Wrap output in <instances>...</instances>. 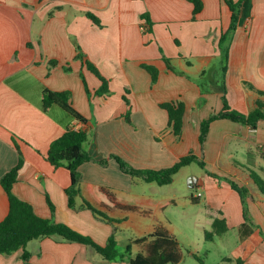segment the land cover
Masks as SVG:
<instances>
[{"label": "crops", "instance_id": "0c3cea01", "mask_svg": "<svg viewBox=\"0 0 264 264\" xmlns=\"http://www.w3.org/2000/svg\"><path fill=\"white\" fill-rule=\"evenodd\" d=\"M200 1L202 7L193 15L187 0H0V179L21 156L12 193L37 216L63 223L100 246L114 233L123 252L132 240L162 229L181 249L167 217L173 212L180 224L203 235L212 231L216 219L226 226L200 250L186 251L178 264H264V195L250 177L254 172L264 180V121L251 128L214 120L202 147L198 141L201 120L222 108L217 44L230 22L223 0ZM145 14L148 21L142 18ZM77 46L106 80L107 95H97L102 83L76 58ZM144 66L155 68L154 81ZM224 82L231 109L249 114L260 102L264 110V0L242 5ZM44 89L68 91L71 106L86 122L57 105L43 112ZM164 103L182 106L179 135L168 123ZM67 128L86 132L84 152L108 159L105 167L92 161L78 167L81 197L75 200L76 209L67 204L68 171L45 159L50 143ZM191 153L217 177L200 169L190 177L196 181L187 192L169 196L161 193L162 186L124 174L111 158L118 156L135 169L159 170ZM189 165L169 185L180 182ZM222 178L247 190L246 221L238 193ZM199 191L201 197L195 198ZM82 200L113 223L80 208ZM187 205L189 214L182 211ZM8 209L0 185V221ZM25 249L32 264H129L141 246L132 245L130 257L116 262L57 237L32 240ZM21 255V249L0 255V264H23Z\"/></svg>", "mask_w": 264, "mask_h": 264}, {"label": "trees", "instance_id": "16d2710c", "mask_svg": "<svg viewBox=\"0 0 264 264\" xmlns=\"http://www.w3.org/2000/svg\"><path fill=\"white\" fill-rule=\"evenodd\" d=\"M193 5L192 14H197L202 5L200 0H187ZM230 11V22L228 28L221 34L217 48L219 50L220 58V80L217 82L218 92L221 94L222 108L219 112L209 115L206 119L201 120L199 124V136L198 141L200 146H203L205 141L209 125L214 120L227 119L232 122L245 124L251 128H255L257 123L264 121V110L260 102H257V108L249 114H242L238 111L231 109L225 98V74L227 70L228 61V50L231 41V37L236 30L237 23L239 20V14L242 5L245 0H223ZM95 24L99 25L98 20L91 14H86ZM143 19L148 21V15L142 16ZM162 54V51H161ZM77 59L83 60L86 68L91 71L101 81L102 85L97 90V95H107V82L102 78L95 67L85 59L84 55L80 52V48L77 46ZM162 60L166 64L167 68H171L170 61L162 55ZM51 61L50 64H54ZM144 68L151 75L152 80L156 78L157 71L152 66H144ZM69 71L68 68H66ZM84 86L86 83L84 77L81 75ZM88 94V89L86 87ZM70 93L68 91L54 92L48 89L42 91L41 110H46L52 106L57 105L62 110L67 112L76 120L85 123L86 120L71 106L70 104ZM176 105V104H175ZM161 107L167 111L168 123L172 126L173 132L176 135L180 133L181 117H182V106L178 104L174 106V103H164ZM87 140V134L85 131L80 129L67 128L65 132L57 139L53 140L48 148L46 154V161L53 167H64L70 177V185L65 189L67 196V204L71 209H76L75 200L81 197L79 183L80 174L78 167L85 162H96L101 166L105 167L108 164V159H96L93 156L83 151V144ZM112 159L118 164L120 170L132 178L140 179L145 183H155L158 186L169 185L173 176L182 168L191 163H195L204 173L209 177H217L215 174L208 172L205 169V163L199 160L192 153L181 157L172 166L159 169V170H140L130 166L127 162L118 156H111ZM23 160L21 156L18 158L17 164L11 168L1 179L0 185L5 191L9 209L5 218L0 221V255H11L17 250H22L21 260L23 264L30 263V253L25 249L28 242L41 238H60L65 242H75L87 247H90L96 254H98L103 261L116 262L122 260L125 256H130L131 246H141V251L134 257L130 258L129 264H178L183 259L179 243L176 238L165 230L157 229L152 233L145 235L140 238H136L129 242L123 252L118 248L117 240L115 239L114 233L111 234L105 245L100 246L96 244L91 238L84 236L63 223L54 222L52 219L41 218L37 216L33 210V207L17 198L12 193L13 184L17 181L18 172L21 169ZM250 177L259 188L260 192L264 195V180H262L256 173L250 172ZM226 181L230 188L236 191L241 199L243 205V216L246 221V212L244 209L245 198L247 190L244 187L239 186L234 181L222 178ZM193 202L197 203V199L191 198ZM47 205L50 209L51 214L54 212V206L46 198ZM80 208L89 210L96 218L113 223V220L108 218L104 213L94 208L91 204L82 200ZM128 210H136V208H127ZM115 222V221H114ZM244 229V224L242 226ZM226 231V226L222 220H214L212 224V231H204L205 240H212L214 235H220Z\"/></svg>", "mask_w": 264, "mask_h": 264}, {"label": "rangeland", "instance_id": "374dc122", "mask_svg": "<svg viewBox=\"0 0 264 264\" xmlns=\"http://www.w3.org/2000/svg\"><path fill=\"white\" fill-rule=\"evenodd\" d=\"M200 168L195 164V163H191L186 171V173L184 175H182V177L180 178V182L179 181H175V183L173 185H166V186H162L161 189V193L163 195L169 196V195H173L174 193L176 195H181L185 192H187L188 190L186 189V187L188 186V180L190 179V177L192 175H195V173H200ZM154 186H158V185H154ZM182 207V206H181ZM180 207V208H181ZM190 207L189 205H187V207H183L182 211L186 212L187 214L190 213V211H188L186 208ZM197 207H193L192 210H197ZM168 220L171 222V226H174L176 228L175 230V235H177V239L180 242V246H181V252L182 255L186 254L188 250L190 249H201L203 246H206V241L203 235V231L200 229H195L194 227L192 228L189 225L184 224H180L179 221L177 220V216L175 213H168L167 214ZM180 228H186V230L181 231ZM116 239V237H115ZM117 240V239H116ZM122 243L118 244V248L119 250L122 252V247H121ZM131 254V251H130ZM127 258H129L130 256H125ZM189 262H194V261H189Z\"/></svg>", "mask_w": 264, "mask_h": 264}, {"label": "water", "instance_id": "95a60500", "mask_svg": "<svg viewBox=\"0 0 264 264\" xmlns=\"http://www.w3.org/2000/svg\"><path fill=\"white\" fill-rule=\"evenodd\" d=\"M195 181H196V178L189 179L188 180V186L192 187V184L195 183Z\"/></svg>", "mask_w": 264, "mask_h": 264}, {"label": "built area", "instance_id": "2783aa9c", "mask_svg": "<svg viewBox=\"0 0 264 264\" xmlns=\"http://www.w3.org/2000/svg\"><path fill=\"white\" fill-rule=\"evenodd\" d=\"M195 198H200L201 197V192H196V194L194 195Z\"/></svg>", "mask_w": 264, "mask_h": 264}]
</instances>
